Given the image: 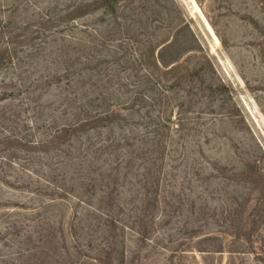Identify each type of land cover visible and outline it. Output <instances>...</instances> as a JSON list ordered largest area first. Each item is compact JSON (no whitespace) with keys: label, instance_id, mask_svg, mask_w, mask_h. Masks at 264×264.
Returning a JSON list of instances; mask_svg holds the SVG:
<instances>
[{"label":"rangeland","instance_id":"374dc122","mask_svg":"<svg viewBox=\"0 0 264 264\" xmlns=\"http://www.w3.org/2000/svg\"><path fill=\"white\" fill-rule=\"evenodd\" d=\"M0 264H264V0H0Z\"/></svg>","mask_w":264,"mask_h":264}]
</instances>
